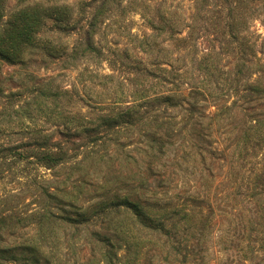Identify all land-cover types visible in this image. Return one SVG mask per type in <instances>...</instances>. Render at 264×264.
Segmentation results:
<instances>
[{
  "label": "trees",
  "instance_id": "trees-1",
  "mask_svg": "<svg viewBox=\"0 0 264 264\" xmlns=\"http://www.w3.org/2000/svg\"><path fill=\"white\" fill-rule=\"evenodd\" d=\"M94 2L80 5L85 10ZM19 3L0 27L1 59L14 64L23 61V54L40 53L49 59L65 55L76 66L81 57L103 54L94 40V20L115 0L97 1L95 8L100 12L92 13L93 19L79 31L83 39L69 52L44 35L51 31L48 22L58 31L73 27L74 12L68 11L69 6ZM151 27V34L131 37L148 58L127 67L147 86L132 89L128 77L126 92L105 106L97 94L94 100L86 99L85 94L76 95L65 87L45 84L33 91L56 105L47 112L55 113L58 135L85 137L76 149L61 141L51 144L50 139L25 148L0 145V182L17 166L23 171L27 167L57 171L72 157L75 172H80L89 158L97 168H107L108 163L107 172H124L115 165L118 162L134 164V177L118 175L113 180L138 184L141 193L135 188L107 189L113 180L104 176L98 178L100 182L79 176L65 189L34 180L31 196L36 202L26 210L12 204L18 195L0 196V264L15 262L16 249L25 252L30 264L48 263L42 249L55 239L53 229L78 231L92 219L100 226L90 232L94 239L89 243L102 264H264V53L251 35L239 30L232 48L197 41L196 50L206 54L190 63L183 49L190 35L182 38L173 33L159 41L164 29ZM95 75L111 82L116 76ZM67 96L86 100L89 109L102 107V112H108L94 118L82 111L58 113V104ZM188 171L194 182H183L186 190L181 185L171 191L174 177ZM243 171L253 175L249 181L240 175ZM153 186L155 198L147 197ZM120 214L147 240L154 237L153 254L146 243H137L134 253L132 245L124 246L125 255L117 258V242L104 233V224ZM22 223L33 232L28 241L8 244L4 235H12L13 226ZM214 230L220 236L212 241Z\"/></svg>",
  "mask_w": 264,
  "mask_h": 264
},
{
  "label": "rangeland",
  "instance_id": "rangeland-1",
  "mask_svg": "<svg viewBox=\"0 0 264 264\" xmlns=\"http://www.w3.org/2000/svg\"><path fill=\"white\" fill-rule=\"evenodd\" d=\"M19 1L21 0L0 2V27L19 6ZM92 1L96 3L94 2L91 7H84L85 10L82 9L81 2ZM97 1L99 0H22L21 5L38 3L42 7L50 8L63 4L69 6L68 11L74 12L73 27L58 31L55 26L51 25V22H48L47 25L51 26V31L44 32L46 38L53 39L54 44L63 48L65 52H69L76 42L83 39L79 31L93 19L92 13L100 12L95 8ZM103 12L94 20V40L103 52L99 58L81 57L76 61V66L65 55L59 56L60 58L54 57L58 59H49L40 53L32 56L23 54V61L14 64L0 58V145L16 144L25 148L50 139L51 144L61 141L68 148L76 149L85 137L63 138L58 135L53 126L56 124L55 113H49L50 110L47 112V108L52 109L56 105L52 103L53 100L44 99L33 91L40 86L46 87L45 84L54 86V89L65 87L70 91L74 90L73 93L76 95L85 94L88 96L86 99L94 100V94H97L102 103L101 106H105L109 104L111 98L114 96L117 98L122 92H126V78L128 77H130L128 87L132 89L147 86L137 74L128 73L127 67L136 65L141 58L145 60L148 58L139 49L138 43L131 40V37L134 34L137 36L151 34L153 32L151 25L164 29V34L159 41H165L173 33L182 38H188L190 35V42L183 48L187 51V60L190 63L198 61L206 54L196 50L194 44L197 41L209 47L232 48L237 45L233 37L239 30L251 35L252 41H255L259 50L264 53V0H115V3H109ZM248 36L246 40L251 41ZM168 42L170 45L173 44L172 40ZM95 73L115 74L116 76L111 82L96 77ZM51 77H54L53 82L45 83V80ZM82 82L84 85H81ZM149 83L154 84V81H149ZM84 102L67 96L62 99L61 105L58 104L57 111L58 113L62 111L67 115L70 111H82L91 118L102 112V107L92 110ZM107 112L108 110L102 113ZM109 146L112 148L111 144ZM91 160L93 159L88 158L84 162V167L80 172H75L73 168L74 157L68 159L66 165L58 168L57 171L43 168L36 171L32 167H27L23 171V168L18 169L19 166H17L14 172L0 182V196L8 193L18 195L12 200V204L17 205L19 209L26 210L32 208L33 203L36 202L31 196L34 180L44 186L65 189L70 186L69 182L76 180L79 176H86L89 180L100 182L98 178L103 176L113 180V177L118 175H121V178L123 176L134 177L137 173L133 172L134 164L126 166L118 162L115 165L118 164L117 167H121L124 172H107L108 163H105L107 168H97L96 163ZM190 173L188 171L177 174L174 177L176 180L169 189L177 191L176 187L181 188V185L182 189H188V185L183 188V182L189 180L190 185L193 180ZM238 175L239 172L236 177H239ZM240 175H244L248 181L253 176L251 172L244 171ZM123 187L135 188V192H140L138 184H117L114 180L108 183L107 189ZM153 191L154 186L152 192L145 193V195L155 198V195H152ZM156 191L158 192V189ZM127 223L123 214H120V216L115 215L111 223L104 224V233L107 236H113L115 243L117 242L119 248L117 258L122 259L121 256L125 255L124 246L132 245L134 253L136 248L133 245L136 246L137 243H146L145 248L153 254L154 250L151 247L154 237L147 240L137 226L132 227ZM99 226L100 224L92 219L88 224L80 226L79 232L72 228L53 229L51 236L55 239L52 237V241L47 243L48 246L42 249L45 258L49 261L46 263L42 260L40 264H81L80 262L86 260H90L89 264H102L98 261V254L93 252V246L89 243L94 239L90 232ZM32 233L30 227L22 223L20 226H13L12 235L6 233L3 238L8 244H21L20 242H27V238ZM218 236L220 232L214 230L212 241ZM21 251L18 249L13 251V256L17 258L15 262L3 264H30L25 261V252Z\"/></svg>",
  "mask_w": 264,
  "mask_h": 264
}]
</instances>
